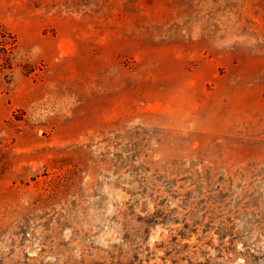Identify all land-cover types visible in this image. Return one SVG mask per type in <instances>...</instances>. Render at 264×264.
I'll list each match as a JSON object with an SVG mask.
<instances>
[{
    "label": "rangeland",
    "instance_id": "obj_1",
    "mask_svg": "<svg viewBox=\"0 0 264 264\" xmlns=\"http://www.w3.org/2000/svg\"><path fill=\"white\" fill-rule=\"evenodd\" d=\"M0 264H264V0H0Z\"/></svg>",
    "mask_w": 264,
    "mask_h": 264
}]
</instances>
